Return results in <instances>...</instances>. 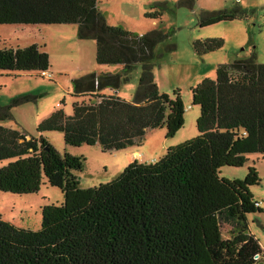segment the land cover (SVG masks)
Returning <instances> with one entry per match:
<instances>
[{
	"label": "trees",
	"instance_id": "obj_1",
	"mask_svg": "<svg viewBox=\"0 0 264 264\" xmlns=\"http://www.w3.org/2000/svg\"><path fill=\"white\" fill-rule=\"evenodd\" d=\"M100 0H0V25L76 24L78 39L95 41V62L120 65L117 72L88 73L72 80L73 102L38 123L36 131H58L66 145L98 144L113 152L143 141L148 129L165 127L173 136L184 124L179 90L160 92L152 60L161 31L144 34L109 25ZM234 8L200 22L206 26L245 16ZM159 11L147 12L156 18ZM220 38L195 40L198 55L219 49ZM141 72L132 100L99 94L118 89L137 65ZM48 53L36 44L0 49V73H42ZM22 96L0 106V123ZM199 107L194 138L166 148L155 161L129 162L111 180L83 188L76 173L85 159L62 155L41 135L28 137L0 124V191L38 192L42 183L60 189V204L40 209V227L23 228L0 217V264H264V250L249 232L247 215L260 212L251 186L259 178L253 166L243 178L220 176L222 166L240 167L246 154L264 155V63L236 58L219 64L214 79L191 88ZM5 162V163H4ZM222 224L230 226L223 237Z\"/></svg>",
	"mask_w": 264,
	"mask_h": 264
},
{
	"label": "rangeland",
	"instance_id": "obj_2",
	"mask_svg": "<svg viewBox=\"0 0 264 264\" xmlns=\"http://www.w3.org/2000/svg\"><path fill=\"white\" fill-rule=\"evenodd\" d=\"M234 8L245 10V16L200 26L201 21L214 13L229 12ZM98 9L109 25L140 35L150 30L163 34V40L154 49V81L160 92L170 96L174 89H178L185 105L184 124L173 136L165 137V127L148 129L141 144L103 152L98 144L66 145L62 133L58 131L39 134L36 131L38 123L55 109L61 108L69 116L73 102L95 100L90 96L73 95V79L88 73L117 72L121 67L97 64L95 41L78 39L76 24L46 25L41 28L26 26L24 31L12 28L14 26L0 25V49L36 44L48 53L50 67L47 72L51 74L50 77H43L36 72L18 75L0 73V106L9 104L15 98L30 96L29 101L11 108L12 119L0 124L23 131L28 137L41 135L60 155L66 150L82 156L84 166L76 175L83 188L114 178L134 160L132 150L135 148L143 153L144 160L152 162L150 158H160L168 146L194 138L197 135L195 123L199 107L191 104V88L203 79H214L219 64L247 58L253 52L256 62L264 63V0H100ZM150 11H159L160 15L156 18L146 17L145 14ZM37 29L42 30L38 32ZM210 38L222 39V46L198 55L192 42ZM140 72L141 65L137 64L129 73L128 81L118 89L105 88L99 94L132 100ZM246 159L240 167L222 166L220 176L243 178L249 166L256 169L259 182L250 189L261 211L248 214L247 221L249 232L258 239L264 250V155L249 153ZM62 201L60 189L50 186L45 180L35 193L0 191V217L18 227L35 230L40 227V208ZM221 233L223 237H228L230 226L222 224Z\"/></svg>",
	"mask_w": 264,
	"mask_h": 264
},
{
	"label": "crops",
	"instance_id": "obj_3",
	"mask_svg": "<svg viewBox=\"0 0 264 264\" xmlns=\"http://www.w3.org/2000/svg\"><path fill=\"white\" fill-rule=\"evenodd\" d=\"M8 26H14V27H12V28H14V29H16V30H26V26H30V25H8ZM35 27H38V28H41V27H43V26H46V25H34ZM36 29V28H35ZM34 29V30H35ZM42 30V29H41ZM40 29H37V31L39 32V31H41ZM36 31V30H35ZM165 135V134H164ZM170 146H173V145H170ZM133 147V146H132ZM169 147V146H168ZM132 157L134 158V159H137L138 161H140V162H147V160H144V155H143V153H141V151L140 150H137V148H135V149H133L132 150ZM159 157V156H158ZM151 160H153V161H155V160H157L156 158L154 159H152V158H150ZM131 162V161H130ZM24 228V227H23Z\"/></svg>",
	"mask_w": 264,
	"mask_h": 264
},
{
	"label": "built area",
	"instance_id": "obj_4",
	"mask_svg": "<svg viewBox=\"0 0 264 264\" xmlns=\"http://www.w3.org/2000/svg\"><path fill=\"white\" fill-rule=\"evenodd\" d=\"M43 77L46 76V77H50L51 74L47 71L43 72L42 73ZM257 204H259V202H257ZM255 259L257 260L255 264H262L260 261H259V255H255Z\"/></svg>",
	"mask_w": 264,
	"mask_h": 264
}]
</instances>
